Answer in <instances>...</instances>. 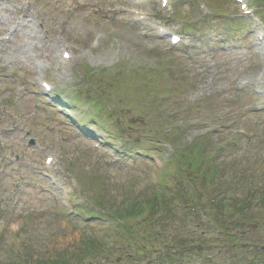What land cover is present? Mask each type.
<instances>
[{"label":"rangeland","instance_id":"374dc122","mask_svg":"<svg viewBox=\"0 0 264 264\" xmlns=\"http://www.w3.org/2000/svg\"><path fill=\"white\" fill-rule=\"evenodd\" d=\"M169 1L172 11L159 0L141 6L133 0H0V52L7 51L13 73L0 76V264H115L117 258L167 264L174 236L178 246L187 240L181 264H239L242 257L264 264V80L256 82L264 66V41L258 40L264 24L255 23L259 11L264 17V0L258 10L248 0L254 17H244L235 0ZM133 8L148 12V19L134 21ZM160 26L166 35L158 34ZM172 33L186 43L172 46ZM56 35L71 61L59 59ZM87 66L110 72L87 75ZM38 72L54 86V103L38 93ZM243 78L252 84L242 88ZM114 122L134 142L125 158L117 154ZM241 131L246 134L237 137ZM29 138L34 147H26ZM165 141L186 158L168 165L174 152ZM48 153L56 157V186L42 174ZM212 154L218 175L204 158ZM258 170L263 181L256 186ZM188 173L194 196L180 184ZM160 182L168 187L165 197L180 205L179 217L171 205V216L139 226L133 247L115 243L107 212L151 211ZM241 188L232 216H217L223 231L211 234L202 226L211 218L206 207L214 204V216L223 212L221 200ZM105 239L115 248L107 259L99 247Z\"/></svg>","mask_w":264,"mask_h":264},{"label":"trees","instance_id":"16d2710c","mask_svg":"<svg viewBox=\"0 0 264 264\" xmlns=\"http://www.w3.org/2000/svg\"><path fill=\"white\" fill-rule=\"evenodd\" d=\"M158 203H159V202H158ZM159 204H162V206H166V205H167V202H166V201H162V202L159 203ZM249 204H250V203H249ZM249 204H248V205H249ZM149 205H150L151 211L148 209V214H152V213H155V212H158V211L162 210L160 207L156 206V205H157V200H152L151 203H150ZM168 205H171V201H168ZM213 206H214V204H213ZM239 208H240V207L238 206L237 209H239ZM121 212H122V214H123L124 216L132 217V216H136V215H138V214H141V213H142V209H139V208H135V209L130 208V211L125 210V212H124V211H121ZM166 214H171V215H172L173 213H172L171 210H169ZM232 214H233V211H232ZM219 216H220V217H222V216L225 217L224 213H221ZM213 225H214L217 229H220V230L223 229V228H221V226L224 227L222 220H220L219 217H216V216L213 217ZM222 231H223V230H222ZM231 234H232V233H231ZM232 236L234 237V234H232ZM227 238H228V237H227ZM180 243H181V245H179V246L177 247V249H178V250H183L184 247L186 246V242H185V240H181ZM229 243H232V242H229ZM172 256H174V255H172ZM166 257H167V260H165L164 262L167 263V264H170V262L168 261L169 257H168V256H166ZM158 261H159V260H158ZM161 264H164V263H161Z\"/></svg>","mask_w":264,"mask_h":264}]
</instances>
